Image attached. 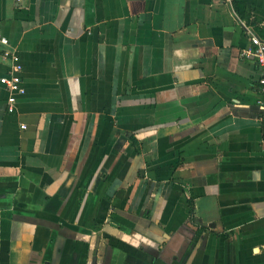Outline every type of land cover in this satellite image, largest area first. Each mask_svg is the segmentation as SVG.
<instances>
[{
	"label": "crops",
	"instance_id": "0c3cea01",
	"mask_svg": "<svg viewBox=\"0 0 264 264\" xmlns=\"http://www.w3.org/2000/svg\"><path fill=\"white\" fill-rule=\"evenodd\" d=\"M248 18L264 0H0V264H264Z\"/></svg>",
	"mask_w": 264,
	"mask_h": 264
},
{
	"label": "built area",
	"instance_id": "2783aa9c",
	"mask_svg": "<svg viewBox=\"0 0 264 264\" xmlns=\"http://www.w3.org/2000/svg\"><path fill=\"white\" fill-rule=\"evenodd\" d=\"M231 2L232 0H227ZM251 33V32H250ZM0 42L4 45L9 46V39L1 32L0 30ZM251 42L252 47L249 53H252L256 56L257 63L262 70V75L259 78L261 86V95L262 100V121L264 122V40H262L257 34L251 33ZM4 58H9L12 60L11 70L8 74H5L1 77V82L6 88L10 91L8 97V109L13 110L17 102V96L23 94L26 91V88L23 84V79L21 76L22 64L19 62V57L15 51L12 49H5L3 52Z\"/></svg>",
	"mask_w": 264,
	"mask_h": 264
},
{
	"label": "trees",
	"instance_id": "16d2710c",
	"mask_svg": "<svg viewBox=\"0 0 264 264\" xmlns=\"http://www.w3.org/2000/svg\"><path fill=\"white\" fill-rule=\"evenodd\" d=\"M244 16V14H241ZM247 23L253 28L255 34H257L262 40H264V26L257 24L254 20L248 18Z\"/></svg>",
	"mask_w": 264,
	"mask_h": 264
}]
</instances>
